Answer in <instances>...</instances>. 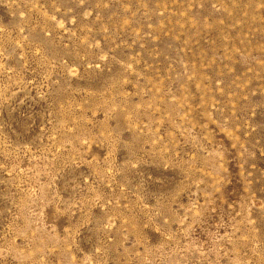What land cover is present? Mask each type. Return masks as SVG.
<instances>
[{
	"label": "rangeland",
	"instance_id": "374dc122",
	"mask_svg": "<svg viewBox=\"0 0 264 264\" xmlns=\"http://www.w3.org/2000/svg\"><path fill=\"white\" fill-rule=\"evenodd\" d=\"M0 264H264V0H0Z\"/></svg>",
	"mask_w": 264,
	"mask_h": 264
}]
</instances>
